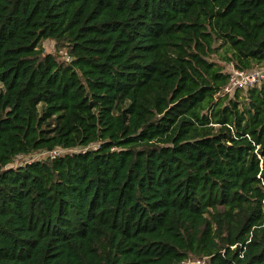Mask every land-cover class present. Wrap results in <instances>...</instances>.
Returning <instances> with one entry per match:
<instances>
[{"label": "trees", "instance_id": "trees-1", "mask_svg": "<svg viewBox=\"0 0 264 264\" xmlns=\"http://www.w3.org/2000/svg\"><path fill=\"white\" fill-rule=\"evenodd\" d=\"M213 54L264 66V0H0V264H264V81Z\"/></svg>", "mask_w": 264, "mask_h": 264}, {"label": "built area", "instance_id": "built-area-1", "mask_svg": "<svg viewBox=\"0 0 264 264\" xmlns=\"http://www.w3.org/2000/svg\"><path fill=\"white\" fill-rule=\"evenodd\" d=\"M64 61H70V57L64 53L63 54ZM264 81V66L255 68L251 71H243L239 69H232L230 72V82L228 86L225 88L226 92H230L235 90L236 88H246L252 87L257 83ZM69 150L56 148L48 152H39L40 153H47L49 154V158L57 157ZM61 153V154H60ZM39 159V158H38ZM37 159V160H38ZM33 161V160H32Z\"/></svg>", "mask_w": 264, "mask_h": 264}, {"label": "rangeland", "instance_id": "rangeland-1", "mask_svg": "<svg viewBox=\"0 0 264 264\" xmlns=\"http://www.w3.org/2000/svg\"><path fill=\"white\" fill-rule=\"evenodd\" d=\"M42 47L44 49V52L45 53H51V54H55L56 55V48H55V43L52 41V40H45L43 43H42ZM63 52H65L64 50H60V51H57L58 55L59 56H63ZM211 59L214 61V62H217L218 64H221L223 66V69L225 72H231L232 70V65L231 63H228L226 61H223V60H220L218 55L217 54H213L211 56ZM230 95L233 94V91H230L229 92ZM79 148H75L74 150H78ZM36 153H39V151L33 153V154H30V155H18L16 156L12 163L9 164L7 167H12V168H15L19 165H23L27 162H30V161H34V160H37L38 158L39 159H44L46 157H48L49 154L47 153H40V154H36ZM61 154V153H60ZM201 260H198L196 257H190L189 260H187L186 262H183L181 264H198L200 263Z\"/></svg>", "mask_w": 264, "mask_h": 264}]
</instances>
